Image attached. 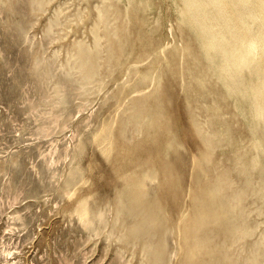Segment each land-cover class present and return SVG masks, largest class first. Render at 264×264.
Instances as JSON below:
<instances>
[{"label": "rangeland", "instance_id": "374dc122", "mask_svg": "<svg viewBox=\"0 0 264 264\" xmlns=\"http://www.w3.org/2000/svg\"><path fill=\"white\" fill-rule=\"evenodd\" d=\"M98 1L0 0V264H182L173 222L191 202L198 183L192 157L204 150L198 134L205 129L196 134L191 123L204 117L210 128V99L219 88L210 77L204 106L196 94L187 103L172 71L195 47L171 9L159 12L162 0H152L151 14L143 16L129 0L99 4L109 21L96 18L99 44L87 56L96 68L86 78L73 53L76 40L94 44L89 23ZM163 41L161 58L154 50ZM146 66L162 67L157 84L141 76ZM220 96L225 120L232 109ZM105 123L114 132L106 153L98 142ZM164 141L159 156L145 154L150 143ZM213 150L202 162L206 174L219 165ZM139 160L157 170L141 176L143 202L136 209L125 179L135 177L126 170ZM79 197L88 222L73 210ZM149 209L158 221L144 233L139 227ZM247 218L258 219L254 212ZM259 231L225 248L233 264L242 260L235 247Z\"/></svg>", "mask_w": 264, "mask_h": 264}, {"label": "bare ground", "instance_id": "6f19581e", "mask_svg": "<svg viewBox=\"0 0 264 264\" xmlns=\"http://www.w3.org/2000/svg\"><path fill=\"white\" fill-rule=\"evenodd\" d=\"M106 1L97 2L96 17L89 23L94 44L83 47L82 41H75L78 49L73 57L79 59L76 68H80L86 78L91 77L96 68L94 64L91 67L87 57L99 44V33L94 28L96 18L109 21L99 5ZM129 1L140 16L144 15L143 10L151 14L152 0ZM159 7V12L169 8L175 13V20L188 30L187 40L195 47V51L187 53L188 62L172 71L173 78L188 96L187 103L192 105L191 96L196 94L202 97L199 104L204 106L205 82L210 77L219 88L216 96L210 99L213 110L210 128L205 127L207 119L204 117H199L198 123H191L196 134L205 129L198 134L204 150L198 148V153L192 157L198 183L189 191L191 202L182 206L180 217L173 222L179 239L177 252H181L182 264H233L230 256L225 254V248L242 239L241 235H249L260 227L258 237L250 244L243 241L235 247V255L242 259L240 264H264V0H162ZM128 12L127 8L123 10V18ZM111 34L118 35V30L111 29ZM166 49L167 43L163 41L154 51L161 52V58H164ZM191 61L195 64L191 65ZM161 70L162 67L152 70L146 66L140 74L157 84ZM221 94L230 100L232 109L230 118L225 120H221L226 115L221 109L224 105ZM151 117L147 114L145 119ZM99 131L98 142L106 153L114 144V132L108 123ZM168 142L150 143L152 145L145 154L152 158L155 153L159 156ZM215 148L218 149L219 165L206 174L202 162L210 159ZM224 162L229 163L228 167L225 168ZM143 164L131 162L126 170L135 176L125 179V186L129 200L137 202L136 209H140L143 202L141 176L154 174L157 170L155 167L143 168ZM160 176L161 183L168 182L165 169L161 170ZM150 209L139 227L144 233L158 221ZM73 210L86 222L90 220L83 197L76 199ZM252 212L258 218L255 224H250L247 218ZM242 227L241 233L236 234ZM158 252L157 255H161Z\"/></svg>", "mask_w": 264, "mask_h": 264}]
</instances>
